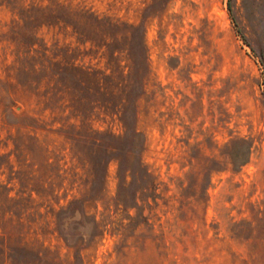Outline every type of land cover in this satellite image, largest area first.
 <instances>
[{
	"label": "rangeland",
	"instance_id": "obj_1",
	"mask_svg": "<svg viewBox=\"0 0 264 264\" xmlns=\"http://www.w3.org/2000/svg\"><path fill=\"white\" fill-rule=\"evenodd\" d=\"M7 1L0 0V203L20 189L44 192L42 198L32 193L42 214L26 236L33 246L7 248V264H264V36L252 0H15V7ZM30 5L41 8L24 12ZM62 5L117 20L126 38L97 48L73 32V25L79 32L90 26ZM23 27L36 30L52 62L105 68L102 53L114 52L120 65L134 67L146 57L138 127L146 138L141 159L148 181L123 152L111 157L103 181L91 144L70 137L79 126L30 127L21 113L35 106L34 97L16 82L35 75H16L12 40ZM110 120L87 121L92 129L121 133ZM240 137L252 141V152L233 170L225 165L226 146ZM116 143L122 148L123 138ZM78 158H92L89 186L98 200L85 216L67 220L75 208L55 213L76 194L84 173ZM123 180L124 203L117 205ZM94 214L108 223L103 232L89 223ZM121 218L128 228L117 231Z\"/></svg>",
	"mask_w": 264,
	"mask_h": 264
},
{
	"label": "trees",
	"instance_id": "obj_2",
	"mask_svg": "<svg viewBox=\"0 0 264 264\" xmlns=\"http://www.w3.org/2000/svg\"><path fill=\"white\" fill-rule=\"evenodd\" d=\"M8 1L7 5L12 2L15 7V0ZM251 3L255 11V25L262 30L264 36V0H252ZM61 7L66 9L67 14L77 18L76 21L81 20L84 24H88L90 29L80 30L79 32L76 29L77 25L75 26L64 19L59 21H62L66 26L73 25L74 33H78L80 38L91 42L97 48L108 46L107 40L116 42L122 37L126 38L122 24L117 20L99 19L97 15L84 8L72 9L70 6L64 5ZM39 8L41 7L30 5L24 12L29 13L31 10ZM104 21L105 24L99 26ZM15 31L17 32L12 34V40L15 43L14 53L16 54V71L18 72L16 75H21V73L35 75L33 80H26L24 83L16 82V86L23 93L29 89L34 97L35 106L21 113L22 117L31 121L30 127L34 131L45 130L47 126L55 122H61L62 127L66 125L72 128L79 126L77 127L79 128L77 136L70 137L76 142H89L91 144V154L92 156L96 154V157L94 156L97 159L95 164H103L104 167L103 181L106 178L107 163L112 156H119L121 152L133 158V160L135 159L131 164L132 168L141 171V177L148 181L150 174L141 159L146 138L143 131L138 127L140 103L146 95L149 81L146 57L139 58L134 67V62L120 65L114 52L102 53V56L106 55L108 57L105 68H97L81 62L76 63L75 60L52 62L46 57V48H41L37 42L36 30L23 27ZM141 46H143L142 42ZM263 55L264 52L262 51L261 57ZM261 59L264 64L263 58ZM52 66H55L56 69H52ZM52 70L55 72H52ZM47 112L48 115H46ZM92 116L96 120L110 118L111 122H117L121 126V133L115 134L110 128L105 131L92 129L87 121ZM69 120L74 122L69 123ZM75 122H79V124L76 125ZM121 138L124 140L122 148L117 143L115 144V141ZM252 147L253 143L248 138H233L226 146L225 165L230 166L233 170H239L249 161ZM79 160L82 163L84 173L78 178L79 181L75 186L77 189L76 194L55 213V216L58 217L75 208L73 214L67 216V220L76 218V213H79L81 217L85 216L86 207L92 202L97 203L98 200L94 194V192L96 193L95 186H89L95 175L92 172V158L90 160L80 158ZM76 181L74 180V183ZM124 181H122L115 198L117 205L124 203ZM146 184L149 185L148 182ZM9 192L10 189H7V193ZM33 192L37 197H43V190L30 189L26 194L25 190L20 189L14 197L9 196L7 203H0V225L5 226L8 224L15 229L12 233L6 229L2 230L0 227V236L4 239L0 244L2 264H7V260L4 258L7 248L12 249L16 246L17 249L18 247L33 246V243L26 240V236L30 234L36 216H42V214H38V208L41 205L34 204ZM135 203L132 207L138 209L136 198ZM127 207L124 206L123 210H126ZM118 209L119 207H116L115 211ZM96 219L94 214L89 223L94 225L95 229L102 226L101 231L103 232L108 223ZM123 219L121 218L118 221L117 231L128 228V224H123ZM96 233L93 235H96ZM112 233L117 234L119 232ZM14 238L17 243L9 244ZM5 239L7 242H5Z\"/></svg>",
	"mask_w": 264,
	"mask_h": 264
}]
</instances>
